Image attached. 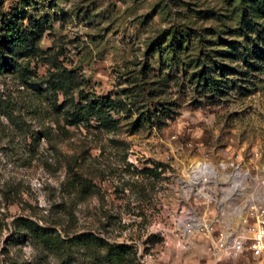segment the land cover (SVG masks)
Masks as SVG:
<instances>
[{
	"label": "rangeland",
	"instance_id": "1",
	"mask_svg": "<svg viewBox=\"0 0 264 264\" xmlns=\"http://www.w3.org/2000/svg\"><path fill=\"white\" fill-rule=\"evenodd\" d=\"M25 1L0 0V16ZM27 1L29 15L47 18L38 46L58 53L81 89L120 96L127 106L113 115L112 130L45 116L43 127L53 135L46 140L28 108L32 100L39 110L41 98L14 73H0V264H107L105 243L127 246L120 264H213L204 234L195 227L186 232L183 224L215 217L207 199L218 198L228 183L224 172L211 173L200 194L190 176L198 164L217 170L220 162L264 174V74L226 75L219 94L202 93L189 74L203 67L195 66L203 49L238 39L231 30L242 4ZM178 32L188 34L181 64L166 70L153 48ZM36 65L42 74L46 66ZM160 106L171 109L160 123L138 122ZM260 191L252 178L245 182L244 192ZM17 217L60 240L19 229ZM220 264H264V255Z\"/></svg>",
	"mask_w": 264,
	"mask_h": 264
},
{
	"label": "trees",
	"instance_id": "2",
	"mask_svg": "<svg viewBox=\"0 0 264 264\" xmlns=\"http://www.w3.org/2000/svg\"><path fill=\"white\" fill-rule=\"evenodd\" d=\"M239 2L242 5L239 13H236L237 19L231 30V36L238 39H221L219 49H203L206 51L200 53L197 58L199 61L195 65L201 64L203 67L189 74V82H194L202 93L219 94L224 87L223 83L226 82V75L251 77L255 71L264 74V13H261L264 0ZM27 6L29 3L26 0L24 7ZM24 7L0 16V73H14L25 88L41 98L43 103L41 102L39 110L32 100L28 103V108L41 126L40 135L46 140L53 138L47 127H43L45 116L56 124L59 122L58 117L61 116L66 125L81 124L101 130H112L116 124L113 115L127 106L125 100L120 96L111 98L110 95L89 94L81 89V81L75 70L64 67L57 59L58 53L50 49L42 50L38 46V41L47 28V18L29 15L27 8ZM187 36L188 34L179 32L177 35L170 34L165 44H158L153 48V51L160 52V61H163L166 70L172 65L181 64L179 56L183 51V43L186 42L184 37ZM225 58L241 64V67L227 66L222 62ZM33 61L34 67H31ZM38 61L46 66L40 75L34 70ZM149 67L150 65L147 66V70ZM165 72L166 77L168 73ZM170 111V108L160 106L159 109H154L151 116L142 117L138 122L145 120L158 124ZM6 116L10 118V115ZM13 221L21 230H27L32 234L49 236L54 234L55 238L60 240L55 231L40 227L28 218L17 217ZM105 244L107 264L113 262L120 264L121 251L127 246L112 247Z\"/></svg>",
	"mask_w": 264,
	"mask_h": 264
},
{
	"label": "built area",
	"instance_id": "3",
	"mask_svg": "<svg viewBox=\"0 0 264 264\" xmlns=\"http://www.w3.org/2000/svg\"><path fill=\"white\" fill-rule=\"evenodd\" d=\"M229 171V172H227ZM224 172L228 183L220 189L218 198L207 201L215 203V217L197 222H185L183 228L190 232L194 227L201 231L209 245L213 264L223 260H235L247 254L252 258L264 255V174L248 171L234 162H220L217 170L207 164H198L191 173L196 191L207 183L209 175ZM228 174H227V173ZM253 179L261 191L258 194L244 192V184ZM217 183V182H216ZM240 200V203H237Z\"/></svg>",
	"mask_w": 264,
	"mask_h": 264
}]
</instances>
